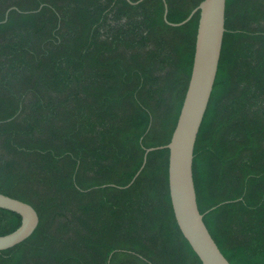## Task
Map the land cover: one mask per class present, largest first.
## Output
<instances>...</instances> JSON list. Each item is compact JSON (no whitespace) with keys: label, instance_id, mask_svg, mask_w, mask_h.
<instances>
[{"label":"trees","instance_id":"trees-1","mask_svg":"<svg viewBox=\"0 0 264 264\" xmlns=\"http://www.w3.org/2000/svg\"><path fill=\"white\" fill-rule=\"evenodd\" d=\"M139 1L0 0V193L40 218L0 264H202L174 216L169 150L140 170L191 78L199 13L170 24L204 0ZM225 29L197 201L231 264H264V0H227ZM21 222L0 209V236Z\"/></svg>","mask_w":264,"mask_h":264},{"label":"water","instance_id":"water-1","mask_svg":"<svg viewBox=\"0 0 264 264\" xmlns=\"http://www.w3.org/2000/svg\"><path fill=\"white\" fill-rule=\"evenodd\" d=\"M226 5L227 0H204L185 21L170 24L174 27L185 25L199 13L191 78L170 143L165 147L148 149L140 170L141 172L144 169L150 152L162 148L169 150V189L174 216L181 233L202 264H231L222 254L204 222V215L198 207L193 175L195 147L219 70L226 32ZM9 12L2 23L7 22ZM167 16L166 6V22ZM0 209L14 212L22 218L17 230L0 236L2 252L28 240L38 229L40 218L32 205L1 193Z\"/></svg>","mask_w":264,"mask_h":264}]
</instances>
